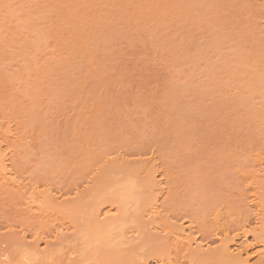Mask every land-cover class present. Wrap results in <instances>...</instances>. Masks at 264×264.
<instances>
[{
	"label": "rangeland",
	"instance_id": "1",
	"mask_svg": "<svg viewBox=\"0 0 264 264\" xmlns=\"http://www.w3.org/2000/svg\"><path fill=\"white\" fill-rule=\"evenodd\" d=\"M0 1V138H17L22 185L0 189V264L20 246L78 264L86 222L120 207L108 182L146 198L109 214L126 219L128 243L122 259L104 248V263L189 264L192 250L170 240L181 226L210 248L191 264H222L216 252L234 238L264 264V238L240 231L264 224L261 0ZM50 190L54 216L25 214L33 191ZM155 202L162 222L148 217Z\"/></svg>",
	"mask_w": 264,
	"mask_h": 264
},
{
	"label": "bare ground",
	"instance_id": "2",
	"mask_svg": "<svg viewBox=\"0 0 264 264\" xmlns=\"http://www.w3.org/2000/svg\"><path fill=\"white\" fill-rule=\"evenodd\" d=\"M261 2H263V5H264V0H261ZM1 6H3V5H1ZM9 8L10 7H8V9ZM3 10H5V8ZM7 12H8V10H7ZM10 31H12V30H10ZM17 127H18V125H17ZM7 133L8 134H4L5 136L1 135L2 137L0 138L1 139V142H0V189L4 190L6 188H11V189L17 190L18 192H20V191L22 192V190H21L22 185L20 184V182L17 181V178L15 177L16 176V172H14V169H11L12 168L11 167L12 166V158H13V155L15 154L14 148L11 149V147H14V145H15L14 143L16 142L17 138H15L14 135H12L11 131H9ZM3 144L5 145V147L3 146ZM16 152H17V150H16ZM131 167H132V165H131ZM153 180H154V178H153ZM108 183H110L109 184V189L113 187V193L118 198L117 201L119 203V206H120L119 208L120 209L122 208L124 210H128V209H130V207H135L136 208L137 206H139L141 204V202L144 200V198H146V197H144V198H142V197L135 198L134 197V191L136 189V185L133 182H127V183L122 184V185H117L114 182H113L114 184L113 183L111 184V182H108ZM110 185H111V187H110ZM50 191H48L46 193H43V192L40 193V192H37V191H33L31 198H29L28 201L25 202V206H27L25 208V210H24L26 212L25 214H27V215L29 214V217H32V215H35V216L36 215H40L41 217H39V216L37 217L39 219L38 221H42V219L46 218L45 216H47V215L49 216L50 214H48V212H47V215L46 214L44 215V212L45 211H50V209L52 210V207H53L52 205L57 204V201H59L57 196L54 195L52 193V191L51 192ZM143 196H145V195H143ZM158 198H160V197H158ZM100 199L101 200L103 199V201H104V198L100 197ZM25 201H26V199H25ZM80 204H81V202H78L79 206H80ZM23 205H24V203H23ZM65 205L66 204L64 203V205H62V207H65ZM101 205L102 204L100 203L98 205V207L101 206ZM152 205H153V207L151 206V208H150L151 212L149 211L147 213L148 217L150 216L151 220H153L154 217H155V219H156V217H158V218H160V219H158L160 222L164 221L163 217L161 216L162 215L161 212H159L160 207H159L158 202H155V204L153 203ZM59 207L61 208V206H59ZM255 207L256 208H260V206L259 207L255 206ZM119 208H116L117 210H114V206L113 205H110L109 207H107L106 208L107 210H100V208H99V211L97 212V220H94V221L88 220L86 222L83 230H81L79 232L78 236H79V240L84 242V244H85V246H86L88 251H87L86 255L83 256V259L78 262V264H107V263H104L102 261V255H103L102 251H103L104 248H105L104 249V251H105L106 247H107V249H109V251L112 249L111 251L114 252V253L112 252V254H115V255L117 254L116 256L117 257L119 256L118 258L122 259V257H123V254L121 252L122 251V247L125 246L128 243V242L126 243L127 240H126V236L124 235L125 232L123 233L124 227H125L124 225L126 224L127 221H126L125 218H122L123 220L122 219L118 220L115 217L109 216V214H111L112 212L120 210ZM53 210H55V214H56V211H57L56 215L59 214L58 210H56V209H53ZM42 216H43V218H42ZM48 216H47V218H48ZM50 216H54L53 213ZM33 218H34V216H33ZM56 218L58 219V217H56ZM49 221H51V220H49ZM58 221H59V219H58ZM159 221H157V223ZM150 224H151V222H150ZM39 225H40V223H39ZM262 225L263 226H262V228L260 227V230L254 228L256 230H251L250 231V230H248V227H251V226H249V224H244L240 228V231L243 230L242 233H243L245 238L248 236V234L251 235V233H253L254 236L262 237V239H263L264 238L263 237L264 236V224L262 223ZM40 227H42V226H40ZM59 227H58V230H59ZM62 228H64V226ZM68 228H67V230H68ZM158 228H156V229H158ZM175 229L176 228H174V230ZM191 229L188 228V227H181L180 226V227H177V230H175L176 232L171 234V239L170 240L173 243V246H174L175 250L179 251L178 249H182L185 252H188V251L192 250L193 254H192L191 258H193L194 261H196L197 259H202V258L205 259V258H207L209 256L208 253L210 252L209 245L207 243L205 244L203 242H200L199 239L195 237L196 235L194 236L195 237L194 238L192 233H191ZM165 230H167V229H165ZM65 235L66 234H64V236ZM238 237H236V238H238ZM45 243L46 242H44V244ZM28 244H30V243H28ZM32 245H34V244H32ZM221 245H222L221 248H219L218 252H216V257L215 258L219 259L220 262H222V264H249V257L244 259V256H243V253H246L247 250L246 251L245 250H241V247L238 248V246H237L238 244H237L235 238L234 239H230V240H226ZM51 247L53 248V246H51ZM32 248L33 249L27 248L26 246H20V249H19L20 251L19 252L17 251L18 252V256H17L16 261L13 262V263L7 261V262H5L3 264H55V263L58 264L57 262H54V259H55L54 256L56 255L55 250H56V248L58 250V247H56L55 249L54 248L53 249L48 248L49 250L47 249V251L45 253L43 252L44 254H40L39 252H36L34 250V247H32ZM242 249H244V248H242ZM234 250H236L237 252L234 253L235 252ZM105 252H108V251H105ZM168 252H169V249H168ZM159 253H161V252H159ZM159 253H157V254L154 253V255L158 256ZM161 255H163V253H161ZM166 256H168V257L161 256V257L155 258V264H180L177 261V259L173 260V259L170 258L169 255H166ZM184 256L186 257V255H184ZM191 258L189 260V264H191V262H193ZM182 259H185V258L182 257ZM133 261H135V260H133ZM133 261H132V263H133ZM133 264H147V262L144 261V260L143 261L142 260H138V261H135V263H133Z\"/></svg>",
	"mask_w": 264,
	"mask_h": 264
}]
</instances>
